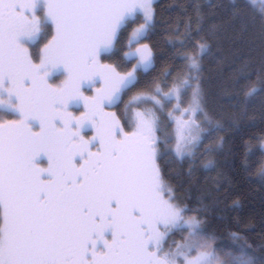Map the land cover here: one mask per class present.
I'll use <instances>...</instances> for the list:
<instances>
[{
	"label": "snow or ice",
	"instance_id": "obj_1",
	"mask_svg": "<svg viewBox=\"0 0 264 264\" xmlns=\"http://www.w3.org/2000/svg\"><path fill=\"white\" fill-rule=\"evenodd\" d=\"M191 7L183 29L161 33L169 61L149 80L154 0H0V264H264V243H221L209 204L190 203L226 127L207 109L202 61L224 25L258 36L259 63L232 79L228 126L257 106L264 116V6ZM166 109L174 145L159 135ZM164 157L187 164L189 194L165 180Z\"/></svg>",
	"mask_w": 264,
	"mask_h": 264
},
{
	"label": "trees",
	"instance_id": "obj_2",
	"mask_svg": "<svg viewBox=\"0 0 264 264\" xmlns=\"http://www.w3.org/2000/svg\"><path fill=\"white\" fill-rule=\"evenodd\" d=\"M157 19L160 21L158 34L152 38L156 44L154 51L158 57L156 71L149 76L159 75L161 69L169 61L170 53L161 35L169 26L179 24L183 29L184 18L192 13L194 3H223L230 4L233 0H155ZM258 10L260 6L254 3ZM207 11V9H205ZM223 15V13H221ZM211 52L202 61L203 87L208 93L207 109L213 116L226 125L223 131L212 137V143L218 144L223 137V147L214 155L216 169L207 172L201 166L196 172L191 187V206L197 207V199L203 198L209 204V221L211 230L215 231L221 243H229V234L239 232L254 247L259 248L264 243V181L259 172L264 168V116L257 106L250 109L237 125L228 126L234 112L233 98L229 95L232 79L245 63L256 65L261 58V41L258 36L241 32L238 27L224 25L210 40ZM183 65L181 64L180 67ZM130 67V65H129ZM129 93L133 95L135 93ZM128 97H125L127 100ZM188 97L184 99V105ZM173 104L169 105V109ZM123 106L121 105V108ZM161 137H170L174 145L175 135L173 123L168 116V109L162 114ZM208 141H205L207 144ZM165 180L175 186L177 194H189V185L184 173L187 164L181 166L168 157L159 161ZM199 163V162H198ZM217 179L222 185L217 194L215 184ZM230 182V183H229ZM227 189L228 195L224 196ZM219 196V202L216 197ZM238 201V206H233ZM177 234L171 240H180Z\"/></svg>",
	"mask_w": 264,
	"mask_h": 264
},
{
	"label": "rangeland",
	"instance_id": "obj_3",
	"mask_svg": "<svg viewBox=\"0 0 264 264\" xmlns=\"http://www.w3.org/2000/svg\"><path fill=\"white\" fill-rule=\"evenodd\" d=\"M155 1V0H154ZM253 2L254 3H257L260 7L261 6H264V0H253ZM56 83H59V80H56ZM175 105V104H174ZM174 105H172L171 107H170V109L171 108H173L174 107ZM73 111H76L77 112V114H79V112H78V110L76 109V108H73L72 109ZM176 115L177 116H179V113H176ZM171 119V118H170ZM172 120V119H171ZM172 123H173V129H174V137L176 138V124H175V122L172 120ZM89 135H90V133H89ZM175 143V142H174Z\"/></svg>",
	"mask_w": 264,
	"mask_h": 264
}]
</instances>
